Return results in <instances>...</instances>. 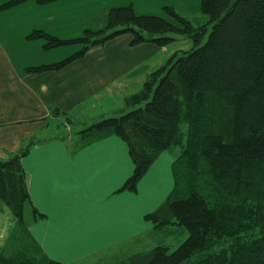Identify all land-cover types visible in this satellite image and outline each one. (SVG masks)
I'll return each instance as SVG.
<instances>
[{
	"label": "trees",
	"instance_id": "trees-1",
	"mask_svg": "<svg viewBox=\"0 0 264 264\" xmlns=\"http://www.w3.org/2000/svg\"><path fill=\"white\" fill-rule=\"evenodd\" d=\"M30 1L46 6L62 0H8L0 10ZM201 8L212 25L204 44L208 24L194 27L167 8L184 24L178 28L163 17L138 16L133 6L110 9L104 29H87L77 38L43 30L28 36L43 40L46 50L82 45L60 62L27 68L29 74L59 71L126 34L132 46L166 47L176 41L173 33L193 42L192 49L176 51L151 74L142 91L126 100V110L70 136H55L72 137L74 151L119 137L134 164L122 188L130 192H137L164 152L174 155V188L145 220L155 231L184 227L189 237L173 252L159 245L103 264H264V0H202ZM51 110L64 119L58 126L74 124L59 108ZM37 142L32 139L0 160V199L16 219L6 250H0V264H63L43 251L25 219L26 205L33 220L44 218L33 205L23 166Z\"/></svg>",
	"mask_w": 264,
	"mask_h": 264
},
{
	"label": "crops",
	"instance_id": "crops-1",
	"mask_svg": "<svg viewBox=\"0 0 264 264\" xmlns=\"http://www.w3.org/2000/svg\"><path fill=\"white\" fill-rule=\"evenodd\" d=\"M32 4L9 9L13 18L0 21V160L9 159L32 139L39 141L23 159L31 200L44 215L33 220L30 231L52 260L65 264L106 251L107 256L124 254L125 246L139 247L132 253L140 252L143 238L155 234L145 216L157 210L174 188L173 158L164 152L137 192H130L122 188L134 164L119 137L74 151L72 137L46 138L45 133L49 121H64L52 115L53 107L79 129L126 110V100L140 93L151 74L179 49H169L172 44L132 46V36L126 34L92 48L59 71L29 74V67L61 59L47 57L45 42L29 40L31 32L62 37L58 25L91 10ZM32 10L38 13L32 19L17 18L18 12L31 18Z\"/></svg>",
	"mask_w": 264,
	"mask_h": 264
},
{
	"label": "rangeland",
	"instance_id": "rangeland-1",
	"mask_svg": "<svg viewBox=\"0 0 264 264\" xmlns=\"http://www.w3.org/2000/svg\"><path fill=\"white\" fill-rule=\"evenodd\" d=\"M7 1L8 0H0V7ZM201 3L202 0H62L59 1V3L55 2L52 4L58 5V8L62 10L75 7H87L88 9H91L89 13H79L76 16L70 17L67 20V24H63L62 26L58 25L57 34L61 35L62 37L60 38L63 39H72L82 36L84 34V31L87 30L88 27H90V30L104 29L108 23V15L110 9L120 6H133V9L138 16L153 15L163 17L169 20L178 28H184V24L177 20L175 17L171 16L167 12V8H173L182 18L190 21L194 27L208 24V31L202 42V44H204L208 40L212 25L209 24L210 18L208 17V15L203 13ZM17 14L19 15L17 18L21 19L22 21H27L32 19L38 13L36 12V10H32L31 18L30 16L26 15V12H18ZM9 15L10 14L8 10H0V21H6L9 17L13 18L12 14L11 16ZM172 36L176 39V41L172 42V45L169 49L175 48V50H190L193 48L192 40L185 38L181 33H173ZM81 48L82 45L80 44H72L54 48L53 50L50 49L49 51H47V57L57 56L58 58H61L59 59L61 61L73 55ZM49 123L50 124H48V128L45 133L46 136H48L46 138H49L50 136H59L61 134L70 136L71 134H74L75 132L80 130L74 122V124L71 125L72 133L69 131L70 126L67 121H65L66 125L63 124V126H58L55 120H51L49 121ZM165 153H167L174 159V155L171 152L168 151ZM0 206L2 208V211L0 213V250L2 249L3 251H5L7 246H4L9 243L8 241L15 227L16 219L1 199ZM25 219L30 228V226L33 224V215L31 207L29 205H26L25 207ZM188 237L189 232L184 227L170 225L164 227L162 230L155 231L154 236L144 237V245H142L144 250L145 248L147 250H151L159 245H165L170 248V252H173L181 244H183V242H185ZM134 249L139 250V247H136ZM134 249L125 246L123 247V251H126L124 254H113V256H107L108 251H106L102 254L90 255L88 257L82 258L74 264H103L104 261L108 262L111 260L110 262H113L114 257H118V259L122 261V258L127 259L131 255H133L134 253L132 252H134Z\"/></svg>",
	"mask_w": 264,
	"mask_h": 264
}]
</instances>
